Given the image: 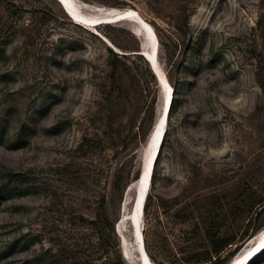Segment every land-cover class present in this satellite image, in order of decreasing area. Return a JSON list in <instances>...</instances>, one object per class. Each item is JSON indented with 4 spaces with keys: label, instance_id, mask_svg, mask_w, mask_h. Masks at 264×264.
<instances>
[{
    "label": "rangeland",
    "instance_id": "1",
    "mask_svg": "<svg viewBox=\"0 0 264 264\" xmlns=\"http://www.w3.org/2000/svg\"><path fill=\"white\" fill-rule=\"evenodd\" d=\"M10 1L21 7L0 9V264H45L46 250L67 244L95 249L100 211L114 226V235L105 230L111 248L124 264H139L128 216L164 92L142 54L157 94L154 115L136 136L131 128L154 93L142 77L149 74L136 57L133 70L121 65L112 82L107 46L120 50L110 38L124 44L132 34L143 50L144 38L130 19L82 24L59 0ZM75 2L94 19L131 8L165 42L158 41V59L177 92L152 170L141 245L148 241L154 264L203 255L207 242L193 224L215 200L222 206L212 211L216 222L245 236L228 262L264 219L263 211L250 224L234 221L242 212L237 198L264 197V0ZM122 162L120 195L111 182ZM248 264H264V250Z\"/></svg>",
    "mask_w": 264,
    "mask_h": 264
},
{
    "label": "trees",
    "instance_id": "2",
    "mask_svg": "<svg viewBox=\"0 0 264 264\" xmlns=\"http://www.w3.org/2000/svg\"><path fill=\"white\" fill-rule=\"evenodd\" d=\"M20 7L21 4H17L10 0H0V9L4 11H10L12 8L20 9ZM185 23H187L186 18ZM106 24L110 25L109 23ZM155 33L158 38L159 44L161 46L164 45L165 42L161 38L159 32L155 31ZM130 37L131 39L133 38V42L131 39H129V41L127 40L124 44L116 42L115 40L110 38V40H112V42L122 52L116 51L112 47L107 46V49L109 51L107 64L109 66L112 82L116 81V75L120 73L121 65L127 67V69L130 68L131 70H133L132 63L136 62V57L140 58L145 64V69L148 72L150 79H147L143 73L142 77L144 78L147 87L150 88L154 93L147 106V109H145L143 115L140 116L139 120H137L136 124H134L131 128V131H133V133L137 136L144 130L145 118L149 117L151 120L154 115L157 83L150 66L141 54V49L139 47L138 41L134 38V36H132V34ZM166 57L170 65L177 66L179 64V59L177 57L174 58L173 54L168 53ZM167 79L169 84L173 88V92H177V88L173 84V80L170 74L167 75ZM173 104L174 97L172 96L171 104L168 110V119L171 114ZM97 135L98 140L101 142V139L104 138L100 134ZM87 139L88 137L84 136L79 142L78 147H83L86 144ZM115 145L116 148H123L122 144L116 143ZM100 151L103 152V150ZM124 164L125 162H122L112 171L111 187L112 189L119 190L120 195H122V192L127 185V180H124L126 179V174L124 173L123 169ZM151 176H153V173H151ZM5 189L0 188V195L5 192ZM237 202L241 204L242 212L234 218L235 224H239L240 222H243L244 224H250L253 221L259 219L264 211V197L260 198L259 200L252 201L247 199V197L242 196L240 198H237ZM206 206L207 208H205V213L201 217V220H196L193 225L202 232L203 238L207 243L205 244V248L203 249V255H196L194 254L196 251H194L188 257H184L183 261L187 264H225L229 256L233 254L244 241V235L242 236L234 234L232 232V229H229L228 227L221 228V225L216 222V216L212 213V211L217 208H222V206H216L215 200H210ZM145 207L146 202L144 203L143 210H145ZM93 222L95 223L96 231L95 249H91V247L87 244L80 243L74 245L67 244L57 250H46L44 252L45 264H124L120 253H118L115 248H111V246L109 245V239L105 237L106 229L109 233L114 235V226L112 222H107V214L102 211L98 212ZM263 225L264 219L256 226H253L251 231L246 234L247 238L254 235ZM232 245H235L233 250H231L230 248ZM144 248L149 257L154 260V256L146 239L144 241ZM173 255L176 256V252L173 253ZM178 261V258H174L171 260V263H177Z\"/></svg>",
    "mask_w": 264,
    "mask_h": 264
},
{
    "label": "bare ground",
    "instance_id": "3",
    "mask_svg": "<svg viewBox=\"0 0 264 264\" xmlns=\"http://www.w3.org/2000/svg\"><path fill=\"white\" fill-rule=\"evenodd\" d=\"M59 2L61 3V5L64 7V9L66 10V12L76 21L82 22V24H89L92 22H89V20H94V17H89L84 15L83 13H81L80 11V6L75 2V0H59ZM97 9V8H96ZM121 11H129V14L120 18V19H130L133 20V23L136 22V27L135 29V33L144 38L143 41V52L146 53V55H148L150 58V60L153 62V66L149 61V64L153 70V72L155 73L159 85L161 87V89L163 90V92L165 93L167 91V88L169 89V85L165 82L164 79V73L162 71L161 68V64L159 62L158 59V51L159 48L157 49V57L156 60H154V58L151 56L152 55V49H154L155 47V38L152 32V26H150V24H148L140 15L139 13H136L135 10L131 9V8H125V9H121V10H117L116 12H112L111 14H108L109 16H113L117 13H120ZM83 12V11H82ZM99 12V11H98ZM88 20V21H87ZM119 20V19H118ZM116 21V20H112L111 22ZM154 30V29H153ZM155 32V31H154ZM161 80H163L164 82L162 83ZM171 86V85H170ZM164 97V96H163ZM163 102V101H162ZM167 119H168V113L166 116V121L164 124H161L160 121H158V119L156 118L150 133L148 135V139H147V144L145 147V152H144V159H143V164L141 167V172L137 178L136 181V193H135V197H134V201H133V205H132V210L130 211V216L129 219L132 223V225L135 227L134 229V233L135 236L137 238V242H138V260H139V264H154L151 260V258L149 257V260L147 259V257L145 256L143 250L141 249V240H140V232L142 231V225H141V217L143 214V208H144V203L146 201V197H147V192L149 189V185H150V179H151V175L150 178L149 177V172H148V159L150 158V155L153 151V149L155 148V141L156 139H158L162 133V137H161V141L159 144V148L161 146L162 140H163V136H164V132H165V128H166V124H167ZM159 151V149H158ZM158 151L154 157V161L152 163V167H151V173L153 170V166H154V162L155 159L157 157ZM148 183V184H147ZM147 184V188H146V193H145V198L142 201L141 204V199H142V189L144 188V186ZM134 186V185H133ZM138 198V199H137ZM129 213V212H128ZM133 219L135 221V225L133 224ZM136 246V247H137ZM145 249V248H144ZM264 250V226H262L247 242L246 244L240 248V250L225 264H248L250 263V261L255 258L261 251ZM148 255V254H147ZM137 263V262H136Z\"/></svg>",
    "mask_w": 264,
    "mask_h": 264
},
{
    "label": "water",
    "instance_id": "4",
    "mask_svg": "<svg viewBox=\"0 0 264 264\" xmlns=\"http://www.w3.org/2000/svg\"><path fill=\"white\" fill-rule=\"evenodd\" d=\"M113 11L116 12L117 10H113ZM118 11H119V9H118ZM128 14H129V11H121L120 13H117V14H115L113 16H107V17H104V18H97V19H94V20H89V22H94V23L111 22L112 20H118V19H120V18H122V17H124V16H126ZM152 32H153V35H154V38H155V47H154V49H152V55L151 56L154 58V60H156V57H157V49L159 48V46H158V38H157L156 33L154 32L153 28H152ZM110 45L116 51L122 52V51L116 49L112 44H110ZM141 54H143L144 56H146V58L150 61V63L153 66V62L150 60V58H148L149 56L146 55V53L143 52L142 50H141ZM164 79H165V82L169 85V82H168V80H167V78H166L165 75H164ZM161 82L163 83L164 81L161 80ZM172 95H173V89L169 85V89L167 88V91L164 93L162 106H161V109H160V111H159V113L157 115V119H158V121L161 122V124H164L165 121H166V116H167V113H168V110H169V107H170V104H171ZM162 133H163V130H162ZM162 133H161L160 137L158 139H156V141H155V148L153 149V151H152V153L150 155V158L148 159V167H147L148 172H149V177L148 178H150V175H151L152 163H153L154 157H155V155H156V153H157V151L159 149V144H160V141H161ZM147 184L142 189L143 190L142 191L143 196H142V199H141V204H142L143 199L145 198ZM133 224L135 225L134 219H133ZM140 240L142 241V233L141 232H140ZM141 249L143 250L145 256L149 260V255H147V252L144 249L143 242H142V245H141Z\"/></svg>",
    "mask_w": 264,
    "mask_h": 264
}]
</instances>
